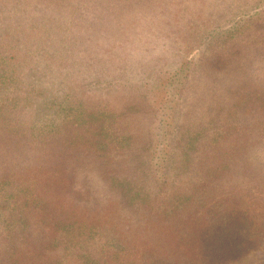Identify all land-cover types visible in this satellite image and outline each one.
Listing matches in <instances>:
<instances>
[{"label": "rangeland", "instance_id": "rangeland-1", "mask_svg": "<svg viewBox=\"0 0 264 264\" xmlns=\"http://www.w3.org/2000/svg\"><path fill=\"white\" fill-rule=\"evenodd\" d=\"M0 11V47L6 50L0 54L2 70L12 68L8 82L0 78V108L7 110L9 125H19L14 136L21 137L20 126L37 125L36 130L46 135L51 126L54 142L94 140L103 147V154L114 157L111 165H97L88 150L67 153L72 159L65 162L76 181L60 193L80 218L114 228L100 238L117 232L133 239L141 230L134 229L126 204L114 206L123 198L98 177L99 169L113 167L117 183L136 181L166 205L183 194L187 197L203 179L212 180V173L205 172L208 165L212 168V151L237 147L232 153L239 154L246 126H254L246 141L252 143L254 135L255 141L264 139L256 131L264 122L257 106L235 105L233 110L230 106L241 94L264 88V48L257 42L260 31L248 29L245 22L247 13H264V0H2ZM232 28L237 38L226 42L231 37L226 31ZM239 51L231 59L237 62L227 64L226 71L212 68L221 67L226 57ZM18 93L27 95L22 103L15 99ZM64 106L72 109L67 116L61 110ZM21 107L20 116L13 114ZM80 111L84 114L78 122ZM35 141L37 149L25 151L17 145L13 148L14 141L6 139L5 148L0 146V172L7 169L9 177L27 186L29 177L43 175L39 166H61L59 156H52V161L51 154H44L47 143L55 153L57 147L36 136ZM255 144L259 148L252 147L248 155L258 160L264 156V146ZM43 145L45 151L40 148ZM154 164L160 165L155 172L164 173L166 180L146 187L154 172L144 185L134 167L156 169ZM242 167L240 160L238 170L222 180L216 197L260 182L257 171L247 175ZM199 194V189L191 194L193 202ZM199 200L192 210L195 216L212 201V187ZM16 201L12 199L14 205ZM11 210L16 214L13 207L5 212L13 219ZM22 229L16 244L2 242L1 258L21 248L27 258L46 259L38 255L37 247L44 241L40 238L48 237L47 241L52 235L31 226ZM8 233L9 227L0 225V239ZM263 246L234 264H264ZM61 249L51 247L52 262L47 264H53L55 252ZM64 258L78 263L74 254Z\"/></svg>", "mask_w": 264, "mask_h": 264}, {"label": "trees", "instance_id": "trees-1", "mask_svg": "<svg viewBox=\"0 0 264 264\" xmlns=\"http://www.w3.org/2000/svg\"><path fill=\"white\" fill-rule=\"evenodd\" d=\"M1 2L2 0H0ZM1 12L0 25L3 23ZM247 15L245 19L247 28L255 27L260 31L257 35L259 36L257 37L258 47L264 48V13H247ZM226 32L231 34V37H227L226 42L233 40L234 37L237 38V30L232 28ZM2 49L1 45L0 54L4 55L6 50L2 51ZM240 54L241 51L231 57H226L221 67L217 65V67L212 68L217 72H224L228 69L227 64L237 62V58L231 60L232 57ZM2 61L0 59V78L2 82L6 83L9 81L8 74L12 68L5 66L2 70ZM10 76L14 80L12 73ZM242 95H240L239 101L231 103V110L235 105L246 107L251 103L258 107L261 117H264V88L258 86L257 89H251L250 92L244 93L245 96ZM26 98L27 95H23V93H18L15 97L21 103ZM61 110L67 116V112L72 109L69 106L68 108L64 106ZM6 112V109L0 108V146L5 148L6 143L3 142L9 139L14 141L13 148L17 145L20 150L22 147L25 151L28 147L32 150L37 149L36 136V139H45L44 142H51L54 147L58 148V152L55 153L49 143H47L46 151L45 145L40 146L45 151L44 154H51L52 161V156H59L62 164L61 166L57 165L58 168L55 169L39 166L38 168L43 169V175L29 177L27 181L31 182L27 186H23V183H20L17 178L9 177L7 169L6 172H0V225L9 227L8 235L4 239H0V250L3 248L4 243L2 242L5 240V245L16 244L17 238L21 235V233L18 234L19 231H23L22 228L27 226L47 231L52 235L47 241L45 239L48 237L40 238L44 241L39 243L37 247H40L38 255L45 256L46 259L38 260L34 259V256L27 258L23 249L20 248L8 252L7 257L3 259L0 255V264H47V262H52L49 251L51 247L55 246L63 249L61 252H55L53 264H61L64 261H67L68 264H234L263 246L264 156L255 160L251 154L248 155V152L252 147L259 148L255 143L259 142L264 146V139L255 141L254 135L251 139L252 143L246 141L254 126H250V128L246 126L242 129L245 140H242V142L244 141L243 145L240 143L242 151L239 154L232 153V151H236L237 147L223 148L221 153H218L219 150L214 153L212 151V168L208 165L205 170L206 174L212 173V180L205 181L203 179L202 184L194 185L196 189L187 197L183 194L179 200L174 199L173 202L166 205L159 201L157 195L153 198L151 193L137 185L136 181L131 182L129 180L125 184L117 183V172L113 167L104 169L105 171L99 169L98 177L106 179L109 189L116 190L123 198L114 201V206L116 207V202L120 206L126 204L128 206V208L125 207L127 211H131L128 217L136 224L134 229L141 230L139 236H134L133 239L128 235L124 237L117 232H112L107 236L103 234L100 238L101 233L107 230L111 231L114 228L105 224L100 227L93 218H80L76 208L74 209L73 206L67 204L65 195L60 193L69 189L70 186H74L76 181L75 176L67 170L65 162L66 159H72V156L67 153L75 152L79 155L82 151L88 150L93 155L97 165H111L114 157L103 154L101 151L103 147L96 146L94 140H91L90 143L83 139H62L54 142L52 141L53 127L51 126L47 135L44 134V131L36 130L37 125L20 126L21 137H16L14 136V129L19 125H9ZM23 112L24 108L21 107L13 114L20 116ZM83 114V111L79 112L78 122L82 119ZM263 123L257 125L256 131L258 133L264 134ZM80 127L82 126H79V129ZM92 127L86 131L90 132ZM98 127L100 128V126ZM223 133L225 134V130ZM240 160H243V171L247 168V175L257 171L258 181L263 182V184L258 182L253 186L249 185L243 191L235 188L216 197L217 194L214 193L218 191L222 180L228 174L238 170L236 165L240 163ZM43 162L42 166L46 165L45 157ZM154 166L156 169H153V165H147L143 167V170L138 165L134 167V173H140L144 185V180L148 178L147 175L154 172L151 176V183L146 187H150L161 180V183H164L166 180V178L162 179L164 173L155 172L160 165L154 164ZM166 170L168 174L167 167ZM15 175L17 174L15 173ZM137 175L135 180L138 181ZM211 187L212 201L203 203L204 209L201 215L195 216L192 214V210L195 209L194 206L201 203L200 197L204 200ZM197 189L200 190V194L193 202L191 194ZM55 198L56 201L54 202ZM90 198H92L91 195L88 196V199ZM12 199L18 200L15 205L12 203ZM74 203L78 207V203L75 201ZM10 207L17 209L16 214L11 210V214L15 215L13 219L8 217L7 212H5ZM97 209L95 208L94 211ZM88 212L92 213V209ZM101 213L104 214V211ZM4 215L6 217H2ZM190 227L191 231H189ZM161 232L163 237H161ZM73 248L76 250L73 251ZM5 251L7 250H4L3 253ZM72 254L78 259V263L64 258Z\"/></svg>", "mask_w": 264, "mask_h": 264}]
</instances>
